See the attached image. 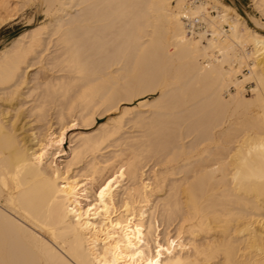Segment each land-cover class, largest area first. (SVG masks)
<instances>
[{
    "label": "bare ground",
    "instance_id": "bare-ground-1",
    "mask_svg": "<svg viewBox=\"0 0 264 264\" xmlns=\"http://www.w3.org/2000/svg\"><path fill=\"white\" fill-rule=\"evenodd\" d=\"M33 1L0 0V25ZM37 1L45 19L0 49V264H264L258 19Z\"/></svg>",
    "mask_w": 264,
    "mask_h": 264
},
{
    "label": "rangeland",
    "instance_id": "rangeland-1",
    "mask_svg": "<svg viewBox=\"0 0 264 264\" xmlns=\"http://www.w3.org/2000/svg\"><path fill=\"white\" fill-rule=\"evenodd\" d=\"M19 1V0H18ZM192 2H195V0H191ZM220 2L224 3V4H228L232 7L235 8V10L241 15L243 16L245 19V24L248 27H252V28H257L254 26L253 23V19L252 18H257L258 21L262 24V29H261V33L264 34V16L261 15V12L255 7V5L253 4V2L251 0H219ZM37 2V5H36ZM198 4V2H200V0H196ZM39 3V4H38ZM42 6V7H39ZM18 12L17 15L13 18V19H9L7 21H5L3 24L0 25V49L7 45L9 42H11V40H13L16 36L22 34L25 30L29 29L31 26H33L35 23L42 21L45 19V12L44 9L45 7H43L42 4H40L39 1L35 0L33 2H28L26 5H21V3L19 2L18 4ZM39 7V8H38ZM42 8V9H41ZM40 9V10H39ZM211 12L213 10H210ZM215 15L216 13H214V11L212 12V15ZM202 27V28H201ZM197 29H199V31H204L203 26L197 24L196 27ZM196 29V30H197ZM203 29V30H202ZM258 29V30H260ZM197 39H199L197 37ZM35 67L31 68L29 71V77L35 73ZM253 88V84L251 83H246L245 85V94H247V97H250L251 95V89ZM154 95H148L146 98H143L142 100H148V99H152L154 98ZM139 101H135V105L138 103ZM100 119H98L99 121ZM24 121V120H23ZM28 121V119L26 120ZM77 127H72L70 128V131H66V138L64 139L63 142V147L65 149V155H62V157H57L56 158V162L60 163L61 158L64 159L66 158L68 152H69V139L71 134L76 133ZM159 169H161V167L158 166Z\"/></svg>",
    "mask_w": 264,
    "mask_h": 264
}]
</instances>
